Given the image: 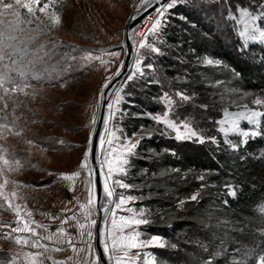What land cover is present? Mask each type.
Here are the masks:
<instances>
[{
  "label": "rangeland",
  "instance_id": "374dc122",
  "mask_svg": "<svg viewBox=\"0 0 264 264\" xmlns=\"http://www.w3.org/2000/svg\"><path fill=\"white\" fill-rule=\"evenodd\" d=\"M186 1L179 0V3L168 10L166 22L162 21V26H158L155 32H150V29L158 14L155 13L145 20L133 42L135 59L129 72L131 79L128 78V74L124 84L112 97L99 157L100 167L101 162H105L104 167H101L103 186L107 182L115 189L109 199L111 208L102 228L103 247L107 244L110 250L114 242L117 246L126 243L133 230L139 233L141 240L155 236L146 238L147 223L133 224L131 227L122 224L121 217L136 216L140 219L146 217L143 211L135 207L137 202L135 198L127 200V197L131 196L129 187L120 188L114 183L117 179L122 180L126 172H114L107 181L104 173L107 171V163H112L113 169L118 166L117 162L120 160L126 159L128 163V158L136 147L131 148V145H137L142 136L150 137V132L145 129H141L132 137H126L121 125L126 115L123 104L130 95L127 89L131 88V85L141 79L157 82L155 72L158 66L154 64V57L161 54V51L156 53L152 48L159 49L166 25L173 20L172 17H178L174 15V11L186 4ZM217 1L219 0L199 2L212 6ZM6 2L14 3L15 0ZM144 2L145 0H52L44 13L36 8L38 25L22 24L18 27L24 29L23 31L12 32L19 37L13 42L18 53L15 67L28 69L24 81L29 86L23 90L16 88L15 91L10 88L7 94L0 88V96L4 97L0 99V125L7 124L12 129V132H9L0 127V156L9 159L8 165L0 161V169L5 170L0 174V185L5 179L9 181L0 189V264H31L33 257L26 255L29 252L42 254L35 257L37 264H71L72 256L69 253L71 246L66 239L63 241L61 239L66 231L73 234L77 231L79 225L74 218L76 213L84 216L85 212L91 210L89 223L94 234L95 224H92V220L96 223V198L89 167V145L95 125L92 121L93 118L96 121L98 115L104 84L120 69L123 59L121 44L124 27L144 8ZM214 9L222 15V25L231 31L239 47L241 46L240 49L248 51L258 48L260 63L264 65V0H251L246 7L236 4L231 10L217 3ZM20 11L24 13L23 9ZM56 16L60 18L58 23L54 22ZM253 16L254 23L249 27L246 21ZM16 20L17 17L11 14V10H6L0 5V33L7 36L10 31L9 24ZM53 40L56 41L55 47L51 43ZM141 41L144 42V47H140ZM113 52H118L119 55L114 56L111 54ZM66 54L76 59H67ZM207 59L203 58L205 65L215 64L206 63ZM5 71L7 69L0 64V72ZM9 75L15 76L16 73L9 72ZM33 76L37 78L33 79ZM177 93L181 92L174 89L169 82L165 83L160 93L159 100L163 104V109L151 116V119L155 125L161 126V133L171 135L176 141H187L188 139H176L177 132L167 126L169 122H174L178 126L186 123L198 130L203 137L211 138L204 129L193 124V117L187 110L188 99L184 100ZM169 100L172 101L171 104L168 103ZM257 100L260 101L259 104L256 103ZM257 100L252 106L243 105L234 110H222L220 117L215 121L216 131L220 134L222 143L234 154L239 153V150L250 141L264 142V135L241 137V132L244 131L255 130L264 133V97ZM252 112L257 114L254 125L242 118ZM200 113H202L200 119L204 120L206 114L202 110ZM233 120L239 126V130L225 132L232 126ZM17 130L20 131L19 136L13 134ZM180 134L187 136L183 128L180 129ZM242 139H246L247 143H241ZM29 140L33 143H27ZM207 140L209 139H205ZM233 144L240 146L234 149ZM125 145L131 148V151L126 152ZM85 153H88L87 167L82 168ZM259 154L258 157L264 159V146ZM11 157L19 159L21 166L15 165ZM77 172L79 176L74 175ZM65 176L71 178L65 179ZM13 190L16 192L14 197L11 196ZM225 195L229 199L236 197L229 194L228 188ZM4 196L9 197L12 205L10 208ZM120 197H124L126 203L117 208L115 205ZM89 199L92 201L90 205L87 203ZM17 211L20 213L19 216L16 215ZM256 212L264 222V201L256 207ZM68 217L71 219L65 223ZM26 222L35 235L32 231L23 230ZM16 227H20L21 231L13 232L12 229ZM5 233L8 237L4 236ZM49 234L52 235L50 240L47 239ZM257 235L254 244L242 246L235 251L237 257L235 264H259L258 258L264 254V223ZM17 237L21 240L20 244L15 242ZM156 237L160 238L158 245L129 250L130 264L131 262L155 264L154 258L157 255L163 257L164 252L161 249L165 239L161 236ZM76 239L71 238L72 244ZM25 240L28 243H23ZM37 240L46 248L32 247V242ZM47 246L50 249H47ZM175 246L179 248L178 243ZM57 248L62 250L57 251ZM64 250L68 253L62 256ZM118 254L124 255L123 252ZM215 256H220V253L217 251ZM89 258L90 264H98L94 247ZM178 259L179 264H185ZM111 264H114L113 260Z\"/></svg>",
  "mask_w": 264,
  "mask_h": 264
},
{
  "label": "trees",
  "instance_id": "16d2710c",
  "mask_svg": "<svg viewBox=\"0 0 264 264\" xmlns=\"http://www.w3.org/2000/svg\"><path fill=\"white\" fill-rule=\"evenodd\" d=\"M199 1L187 0L166 25L161 54L154 57L157 82L141 79L131 85L123 104L126 137L141 129L150 132L129 156L122 181L148 220L146 238L165 239L164 255H157L155 264H179L178 258L185 264H235V251L254 244L264 223L256 212L264 201V159L258 157L264 142L250 141L234 154L215 124L222 110L252 106L264 97L258 48L241 50L214 9L217 3L230 10L236 4L246 7L251 0H219L212 6ZM205 57L215 64L205 65ZM166 82L189 97L193 124L216 143L176 141L161 133L151 116L163 109L159 96ZM227 186L236 188L234 199L226 197Z\"/></svg>",
  "mask_w": 264,
  "mask_h": 264
},
{
  "label": "snow or ice",
  "instance_id": "6c2138e0",
  "mask_svg": "<svg viewBox=\"0 0 264 264\" xmlns=\"http://www.w3.org/2000/svg\"><path fill=\"white\" fill-rule=\"evenodd\" d=\"M52 2V0H15L14 3L12 2H6V0H0V5H3L4 8L6 10H11V14L17 17L16 22L14 23H10L9 24V33L7 36H5L3 33H0V64H3L4 67L7 69V71L5 72H0V88L3 89L4 93L7 94L9 92V89L11 88L12 91H15L16 88H20L21 90H23V88L28 87L29 85L27 83H25L24 78L27 75L28 69L24 68V67H20L17 68L15 67L17 65V46L13 43L14 41H17L19 39L18 36L13 35L12 32L14 31H23L24 29L19 28V25L22 24H26V25H33V24H37L38 25V21L39 18L36 15V8L39 9V11L41 13H44L46 9L49 8L50 3ZM146 3L151 4L152 0H145ZM177 3H179V0H155V4L158 5V7H156V12L158 14V18L155 20V22L152 25V28L150 29V32H155V30L157 29L158 26H162V21L166 22L167 20V16L166 13L168 12V10L172 9L174 7V5H176ZM19 6V7H17ZM21 9L24 10V13H21ZM59 16L55 17L54 22L58 23L59 22ZM254 19L255 17H251L250 20H247L246 23H248V26L251 27L252 23H254ZM43 30V29H41ZM31 39V37L29 38ZM51 43L54 45V47L56 46V41H51ZM140 47H144V42L141 41L140 42ZM20 51H26V49H20ZM153 52L159 53V49L158 48H152ZM114 56H118L119 53L118 52H113L111 53ZM89 57L91 56V54H88ZM5 57H7V60H5ZM66 58L67 59H76V57H71L70 55L66 54ZM206 63L212 64L215 63V61L211 60V59H207ZM9 72H15L16 75L12 76L9 75ZM120 71L118 70L114 75L115 76H120ZM33 79H36L37 77L33 76ZM129 79H131V74H129ZM113 79V77H109L108 78V83L104 84V88L107 89L109 87V84L111 82V80ZM101 95H105V93H101ZM177 95L182 96V98L184 100L189 99V97L187 95H184L182 93H177ZM4 97L0 96V99H3ZM169 104L172 103L171 100L168 101ZM257 104L260 103L259 100L256 101ZM7 107V104H5V108ZM110 107V106H109ZM256 113L252 112L250 114H245L242 118L249 120L251 122V124H255V117H256ZM159 120V118H158ZM93 123H95V119L93 118ZM163 122V121H160ZM231 125L228 129L225 130V132L228 131H234V130H239V126L235 124V121L233 120L231 122ZM168 127L173 128L176 132V139L178 140H195V142L198 143H204L205 139H210L212 140V142H215V138H205L202 136L201 133H199L198 130L192 128L191 126L185 124L182 125H177L174 122H169ZM0 127H3L5 129H7L9 132H12V129L9 125L5 124V125H0ZM183 128L186 132H187V136L181 135L180 134V129ZM16 136L20 135V131L17 130L15 133H13ZM257 135H264V133H260L257 132L255 130L248 132V131H244L241 132V137H247V138H252V137H256ZM27 143L32 144L33 141L29 140L27 141ZM241 143H247L246 139H242ZM136 145L132 144L131 148H134ZM233 148H239V144H233L232 145ZM127 151H131V148H128V146H124ZM46 150V149H44ZM93 161L95 160V156H94V152H93ZM11 159L13 160L14 164L17 166H21V161L19 159H16L14 157H11ZM0 161L3 162L4 165H8L9 164V159H6L4 156H0ZM87 161H88V153H85V157H84V162L81 164V167H87ZM105 162H101V167H104ZM118 166L113 169V165L112 163H107V171L104 173L105 176V181H107V179H110L112 177V175L115 173H123L126 172V165H127V160H120L117 162ZM5 170L4 169H0V174H2ZM91 171V170H90ZM74 175L79 176V173H75ZM65 179H70L71 177L65 176ZM201 179H203V177H200ZM9 183V181L7 179L4 180V183L2 185H0V189H3V187H5L7 184ZM14 183V182H13ZM115 184L119 185L120 188H127L129 187L128 185H126L125 183L122 182V180L117 179L114 182ZM229 189V194L235 196L236 195V190L233 186H227ZM103 191L106 195V197H108L109 199H111V197L114 194L115 189L113 187H110L107 182H105L104 186H103ZM11 196H16V192L13 190L11 192ZM5 201H8V207L10 208L11 202L9 201V197L8 196H4L3 197ZM133 199V197L129 196L127 197V200H131ZM192 200H196L197 196L196 195H192L191 196ZM88 205H90L92 203L91 199L88 200ZM126 203V199L124 197H120L118 203H116L115 207L120 208L122 205H124ZM87 205H81V207H86ZM129 211H131V209H128ZM105 211H110L109 209H105ZM16 215L19 216L20 213L19 211L16 212ZM28 215H31V213H28ZM139 215H143V213H139ZM91 216V210H89V212H87L84 216V220L87 221L89 219V217ZM68 219H71V217H68L65 219V223L67 222ZM121 221L122 224L127 226V227H131L133 224L135 225H141V224H146L148 223L147 219H140V218H136V216H133L131 218L129 217H121ZM92 224H95V221L92 220ZM37 227H43L42 225H37ZM86 227V224L81 223L80 224V228L83 229ZM26 231H32L33 235H35V232L29 228V224L26 222L24 223V229ZM13 232H20L21 228L20 227H16L12 229ZM58 231H60V229H58ZM80 235L82 237L85 236L84 232H81ZM5 237H8V234L5 233L4 234ZM86 236L88 238L92 237V232L88 231L86 233ZM48 239L50 240L51 237H48ZM15 242L17 244L21 243V240L19 237L16 238ZM23 243H28L27 240L23 241ZM68 244L72 247L73 251H80V249H77L75 247V245L72 244V241L69 239L68 240ZM160 244V238L159 237H151L150 239H144L141 240L139 237V233H136L135 230H133V233L131 235H129L127 237V242L126 243H122L119 246H117V244L114 242L111 250L109 249V247L107 246V244H105L104 247V253L108 255V258L110 260L114 261V264H130L129 262V258H128V253L129 250L132 248H138V247H147L149 245H158ZM32 247H45V245H41L39 243V241H33L32 242ZM57 251H60L62 249L57 248ZM119 252H123L124 255L121 256L118 253ZM27 256H31L33 257L31 264H37V261L35 259V257L42 255L41 253H26ZM259 264H264V254H262L259 258ZM131 264H134V262H131Z\"/></svg>",
  "mask_w": 264,
  "mask_h": 264
},
{
  "label": "water",
  "instance_id": "95a60500",
  "mask_svg": "<svg viewBox=\"0 0 264 264\" xmlns=\"http://www.w3.org/2000/svg\"><path fill=\"white\" fill-rule=\"evenodd\" d=\"M163 2V0H162ZM155 0L151 4L144 2V8L136 13L125 25L123 30V59L120 65V76L113 75L109 87L105 89L103 87L101 93L100 105L98 109V115L95 121L94 129L91 135L90 145H89V167L91 168V174L94 183L95 191V206H96V223L94 226V252L98 260V264H111V260L108 255L104 253V247L102 244V228L106 215L109 211L105 209L111 208V202L108 197H106L103 191V181H102V169L99 163L100 157V143L105 132V125L107 120V115L109 111V106L112 101V97L115 92L124 84L126 78L133 66L135 59V45L134 38L136 36L139 28L144 24L145 20L150 14L156 12ZM108 83V82H107ZM93 152L95 160L93 161Z\"/></svg>",
  "mask_w": 264,
  "mask_h": 264
},
{
  "label": "built area",
  "instance_id": "2783aa9c",
  "mask_svg": "<svg viewBox=\"0 0 264 264\" xmlns=\"http://www.w3.org/2000/svg\"><path fill=\"white\" fill-rule=\"evenodd\" d=\"M86 213L87 212H85V214ZM84 216H83V214L76 213L75 217H74L76 224H78L79 227L77 228L78 237H77V239L73 245H75V247L77 249H80V251H73L72 247H71V251H70L71 256L74 258V261L72 264H90V258L89 257H90V251H91V249L93 250V247H94V234H93V228L91 226V223H89L90 219L85 221ZM81 223L86 224V227L81 229L80 228ZM88 231L92 232L91 238H88L86 236V233ZM81 232L85 233L84 237H82L80 235Z\"/></svg>",
  "mask_w": 264,
  "mask_h": 264
},
{
  "label": "crops",
  "instance_id": "0c3cea01",
  "mask_svg": "<svg viewBox=\"0 0 264 264\" xmlns=\"http://www.w3.org/2000/svg\"><path fill=\"white\" fill-rule=\"evenodd\" d=\"M64 231H66V230L64 229ZM63 235H64V236H63L62 239H61L62 241H63V239H64V240L66 239V240L68 241L69 239L71 240V238H72V239H76V237H78L77 231L75 232V234H73L72 232H69V231L67 232V231H66ZM69 236H70V237H69ZM48 237H51V238H52V235L49 234V235H47V239H48ZM48 240H49V239H48ZM48 247H49V246H47V249H50V248H48ZM50 247H51V246H50ZM70 251H71V249H70ZM70 251H69V253H70V255H71V252H70ZM66 253H68V252H65V250H64V251L61 253V255L64 256ZM73 261H74V258L72 257V263H73ZM72 263H71V264H72ZM92 264H95V263H92Z\"/></svg>",
  "mask_w": 264,
  "mask_h": 264
},
{
  "label": "bare ground",
  "instance_id": "6f19581e",
  "mask_svg": "<svg viewBox=\"0 0 264 264\" xmlns=\"http://www.w3.org/2000/svg\"><path fill=\"white\" fill-rule=\"evenodd\" d=\"M155 13H157V12H153L152 14L149 15V17H150L151 15H154ZM149 17H148V18H149ZM121 47L124 48L123 44H121ZM90 169H91V168H90Z\"/></svg>",
  "mask_w": 264,
  "mask_h": 264
}]
</instances>
